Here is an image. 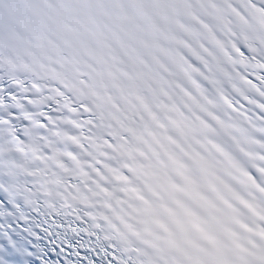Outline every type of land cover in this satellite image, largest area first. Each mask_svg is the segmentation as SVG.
<instances>
[{"label": "snow or ice", "instance_id": "1", "mask_svg": "<svg viewBox=\"0 0 264 264\" xmlns=\"http://www.w3.org/2000/svg\"><path fill=\"white\" fill-rule=\"evenodd\" d=\"M0 264H264V0H0Z\"/></svg>", "mask_w": 264, "mask_h": 264}]
</instances>
